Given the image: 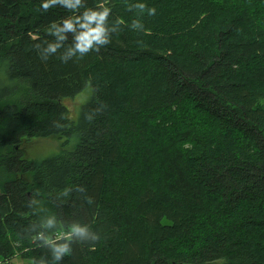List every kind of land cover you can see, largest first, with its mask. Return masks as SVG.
I'll use <instances>...</instances> for the list:
<instances>
[{"label":"trees","instance_id":"1","mask_svg":"<svg viewBox=\"0 0 264 264\" xmlns=\"http://www.w3.org/2000/svg\"><path fill=\"white\" fill-rule=\"evenodd\" d=\"M99 2L0 0V262L51 264L31 226L56 215L100 237L59 264H264V0H109V44L63 62L67 33L44 59L51 23ZM88 86L74 120L64 101ZM72 136L22 157L23 139Z\"/></svg>","mask_w":264,"mask_h":264},{"label":"clouds","instance_id":"2","mask_svg":"<svg viewBox=\"0 0 264 264\" xmlns=\"http://www.w3.org/2000/svg\"><path fill=\"white\" fill-rule=\"evenodd\" d=\"M56 5L75 12L83 7V0H41L40 8L46 12ZM131 7L137 9L141 16L145 13L148 16L157 15L156 8L146 5L143 0H138ZM111 11L109 0H100L96 8H86L80 15H73L63 19L60 23H51L47 31L55 37V40L48 42L43 48V58L47 59L49 55L55 54L58 49L63 47L67 33H72V44L61 55L60 59L63 62H67L72 57H83L90 51H99L102 46L110 43V33L117 31L118 26L123 23L121 19H117L115 23L109 24L108 18ZM130 27L137 32L148 31L139 19L133 20ZM36 38L33 36V39ZM37 47L39 48V45ZM87 118L91 119V117ZM77 191L83 192L84 189L79 188ZM69 192V189H65L62 195L66 197ZM87 202L92 203L90 197L87 198ZM60 223L56 215H46L40 219L39 223L31 226V232L34 233L31 237L32 240L39 241L42 246H46L50 250L51 264H59L64 257L71 255L73 240L96 241L100 238L98 234L92 233L87 225L74 222L69 224L65 230L59 227ZM41 264H48V262L41 261Z\"/></svg>","mask_w":264,"mask_h":264},{"label":"rangeland","instance_id":"3","mask_svg":"<svg viewBox=\"0 0 264 264\" xmlns=\"http://www.w3.org/2000/svg\"><path fill=\"white\" fill-rule=\"evenodd\" d=\"M264 10V6H262ZM260 9V12H257V16H254L257 20L254 21L255 26L264 28V11ZM10 84L8 82L2 81L0 79V94H3L9 89ZM93 96V90L90 86H88L82 93L76 96L75 99H69L64 101L67 109L70 111V115L74 120H78L80 113L83 107L91 100ZM260 104H264V101L260 102ZM66 140L69 141L66 146H62ZM78 141L76 136H72L70 138H64L62 141L50 137V138H34V139H23L20 144V151L22 153V157L26 161H35L41 162L42 160L52 157L53 155H57L62 151H71L74 149ZM2 172L0 170V182L3 180ZM0 264H31L28 260L22 259L20 257H15L13 260L8 262H0Z\"/></svg>","mask_w":264,"mask_h":264}]
</instances>
